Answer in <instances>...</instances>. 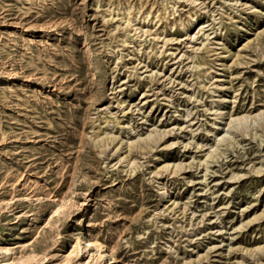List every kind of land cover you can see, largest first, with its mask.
I'll use <instances>...</instances> for the list:
<instances>
[{
	"label": "rangeland",
	"instance_id": "374dc122",
	"mask_svg": "<svg viewBox=\"0 0 264 264\" xmlns=\"http://www.w3.org/2000/svg\"><path fill=\"white\" fill-rule=\"evenodd\" d=\"M0 264H264V0H0Z\"/></svg>",
	"mask_w": 264,
	"mask_h": 264
},
{
	"label": "bare ground",
	"instance_id": "6f19581e",
	"mask_svg": "<svg viewBox=\"0 0 264 264\" xmlns=\"http://www.w3.org/2000/svg\"><path fill=\"white\" fill-rule=\"evenodd\" d=\"M94 247H95V243L93 241H91L90 239L84 240V248L85 249L89 248L92 250ZM98 247H99V245H98ZM2 251H4V253L8 252V250L5 248H3ZM6 261H7V259H6Z\"/></svg>",
	"mask_w": 264,
	"mask_h": 264
}]
</instances>
